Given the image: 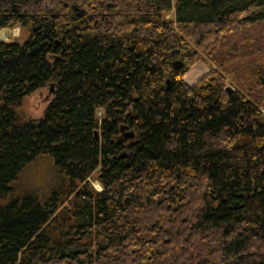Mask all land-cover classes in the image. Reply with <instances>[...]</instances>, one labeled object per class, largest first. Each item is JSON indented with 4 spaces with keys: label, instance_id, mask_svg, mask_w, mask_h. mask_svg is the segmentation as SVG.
<instances>
[{
    "label": "trees",
    "instance_id": "1",
    "mask_svg": "<svg viewBox=\"0 0 264 264\" xmlns=\"http://www.w3.org/2000/svg\"><path fill=\"white\" fill-rule=\"evenodd\" d=\"M262 24L264 0H0L28 29L0 40V264H264Z\"/></svg>",
    "mask_w": 264,
    "mask_h": 264
},
{
    "label": "rangeland",
    "instance_id": "2",
    "mask_svg": "<svg viewBox=\"0 0 264 264\" xmlns=\"http://www.w3.org/2000/svg\"><path fill=\"white\" fill-rule=\"evenodd\" d=\"M262 25L264 27V24ZM27 35L28 29L20 25H15L13 28L3 27L0 30V40H17L20 42H24L27 39ZM260 38L263 39L264 42V35H261ZM238 58L239 57H235V60H238ZM208 70V66L205 65L204 62L200 61L194 64V66L189 69L184 77L189 84H194L201 77V75L208 72ZM230 77L229 82H227V86L232 87L233 84ZM51 86L52 85L39 87V89L27 94V97H25L24 100V104L26 112L30 115V117L40 118V116L44 114V111L47 108L46 106L49 104L51 98L53 97ZM102 112L103 110L99 109L98 115L101 116ZM52 173L53 171L50 160L46 158L36 160V163L30 165V168L27 169L22 176L23 187H29L38 190L46 189V187L53 179ZM93 185L99 190H101L102 188L98 181H93Z\"/></svg>",
    "mask_w": 264,
    "mask_h": 264
},
{
    "label": "water",
    "instance_id": "3",
    "mask_svg": "<svg viewBox=\"0 0 264 264\" xmlns=\"http://www.w3.org/2000/svg\"><path fill=\"white\" fill-rule=\"evenodd\" d=\"M182 65H183V61L180 60V59H177L176 61L173 62V66H174L176 69L179 68V67H182ZM226 87H227V90L230 91V92L234 89V88L231 87V86H226ZM51 90H54L53 85L51 86ZM96 135H97V133H96ZM125 136H126V137H130V138H132V137L134 136V134H133V132L128 131V132H125Z\"/></svg>",
    "mask_w": 264,
    "mask_h": 264
}]
</instances>
